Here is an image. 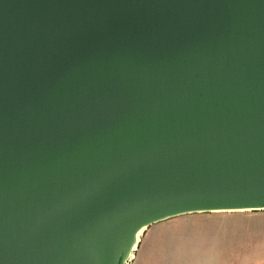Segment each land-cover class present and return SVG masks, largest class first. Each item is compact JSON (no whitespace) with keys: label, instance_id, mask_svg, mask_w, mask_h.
I'll return each mask as SVG.
<instances>
[{"label":"water","instance_id":"95a60500","mask_svg":"<svg viewBox=\"0 0 264 264\" xmlns=\"http://www.w3.org/2000/svg\"><path fill=\"white\" fill-rule=\"evenodd\" d=\"M262 207L264 0H0V264Z\"/></svg>","mask_w":264,"mask_h":264},{"label":"rangeland","instance_id":"374dc122","mask_svg":"<svg viewBox=\"0 0 264 264\" xmlns=\"http://www.w3.org/2000/svg\"><path fill=\"white\" fill-rule=\"evenodd\" d=\"M132 251L127 264H264V207L162 220L144 229Z\"/></svg>","mask_w":264,"mask_h":264},{"label":"bare ground","instance_id":"6f19581e","mask_svg":"<svg viewBox=\"0 0 264 264\" xmlns=\"http://www.w3.org/2000/svg\"><path fill=\"white\" fill-rule=\"evenodd\" d=\"M144 229H145V227L143 226V227H141V228H139L137 231H136V233H135V235H134V239H133V243H132V247H131V250H130V252L128 253V259H131L132 258V256H133V249H135V247H136V245H137V243L139 242V240H140V235H141V233L144 231Z\"/></svg>","mask_w":264,"mask_h":264},{"label":"crops","instance_id":"0c3cea01","mask_svg":"<svg viewBox=\"0 0 264 264\" xmlns=\"http://www.w3.org/2000/svg\"><path fill=\"white\" fill-rule=\"evenodd\" d=\"M261 230V227H258V229H257V231H260ZM257 234H259V233H257ZM221 250H227V249H221ZM241 257V256H240ZM240 257H239V260H241L240 259ZM237 258V257H236ZM212 260H215V259H212ZM262 261H264V257H262V259H261ZM255 261V260H254ZM235 262H238V260H236ZM252 261H249L248 262V264H250Z\"/></svg>","mask_w":264,"mask_h":264}]
</instances>
